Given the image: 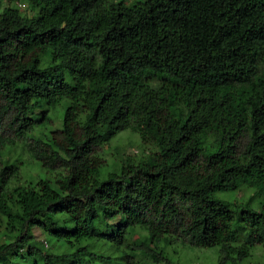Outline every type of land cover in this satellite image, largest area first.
<instances>
[{
    "label": "trees",
    "instance_id": "1",
    "mask_svg": "<svg viewBox=\"0 0 264 264\" xmlns=\"http://www.w3.org/2000/svg\"><path fill=\"white\" fill-rule=\"evenodd\" d=\"M123 131L148 151L109 169L100 152ZM23 154L42 176L4 195ZM242 188L258 211L217 197ZM134 227L148 237L126 242ZM0 228V264L106 259L92 239L128 246L127 264H173L160 241L217 248L216 264L264 246V0L0 2ZM30 228L78 247L54 256Z\"/></svg>",
    "mask_w": 264,
    "mask_h": 264
},
{
    "label": "rangeland",
    "instance_id": "2",
    "mask_svg": "<svg viewBox=\"0 0 264 264\" xmlns=\"http://www.w3.org/2000/svg\"><path fill=\"white\" fill-rule=\"evenodd\" d=\"M119 1L124 4H131L133 2L142 1V0H113ZM1 5L6 6L8 0H0ZM21 4L24 8L21 10L17 5ZM11 6L18 9L20 13L23 15L31 16V10L29 9L27 3L23 1H17L16 3H12ZM65 104L63 108L56 109L50 111L48 114L51 116V120L54 125L49 127L48 131L61 130L62 120L61 113L62 109L64 110ZM40 115V114H39ZM143 149V150H142ZM148 151V148L143 146L140 143L138 135L132 133L130 131H123L119 135H117L111 142H109L106 146H104L100 152L102 158L106 160L108 164V168H112V165L119 163V161L126 156L129 157H138L142 154L143 151ZM21 152L20 148H16L14 150V156ZM115 167V165H114ZM42 171L40 170L38 164L32 162L25 154L22 155V162L18 165L16 172L9 177L7 180V185L5 187L4 195H7L8 189H12L15 187H20L23 185L24 181L30 180L31 178H38L41 175ZM217 197L226 201L230 204V209L235 211L241 205L246 203L249 204L250 208L258 211L261 208V199L254 197V190L251 188H242L240 191L235 192H227V193H218ZM116 221L111 219H105L101 226L97 225L99 232L101 234L111 233L113 229L110 226L115 224ZM99 233V234H100ZM148 232L139 227L130 228L128 235L126 237V242H139L148 237ZM34 238L39 242L48 241L44 235L40 233L39 230L34 228H30L29 237L24 238V240H30L29 238ZM50 241V242H49ZM48 246L46 252L60 255L62 251H69L70 253L75 251L78 246L74 247H61L59 246L53 239L49 238ZM9 242V239L4 237L3 231L0 228V244H4ZM83 246L88 247V252L97 253L106 257L104 260L93 259L90 256L86 255L84 257H72L69 256L66 259H63L62 264H127L125 260V255L130 256L132 254L131 249L128 246H121L116 248L110 243L103 241L101 239H92V240H84L81 243ZM149 247L154 253H164L168 259L171 260L173 264H216L218 259L217 248L211 249H203V248H195L189 247L187 245L181 244L179 242H171L166 243L165 241L150 243ZM25 250L19 254H24ZM264 259V246L255 247L250 256L245 258L240 264H249L256 263L262 264ZM136 260L140 262L144 261L148 264H154L150 258H141L140 256L136 257ZM13 262V261H12ZM230 263V262H229Z\"/></svg>",
    "mask_w": 264,
    "mask_h": 264
},
{
    "label": "built area",
    "instance_id": "3",
    "mask_svg": "<svg viewBox=\"0 0 264 264\" xmlns=\"http://www.w3.org/2000/svg\"><path fill=\"white\" fill-rule=\"evenodd\" d=\"M18 7H19L21 10L24 8V6H23V5H21V4H18ZM44 246H45V247H47V246H48V244H47L46 242H44Z\"/></svg>",
    "mask_w": 264,
    "mask_h": 264
},
{
    "label": "clouds",
    "instance_id": "4",
    "mask_svg": "<svg viewBox=\"0 0 264 264\" xmlns=\"http://www.w3.org/2000/svg\"><path fill=\"white\" fill-rule=\"evenodd\" d=\"M18 6V5H17Z\"/></svg>",
    "mask_w": 264,
    "mask_h": 264
}]
</instances>
